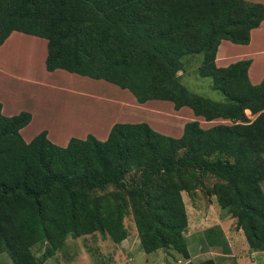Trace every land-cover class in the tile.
<instances>
[{
    "label": "trees",
    "instance_id": "trees-1",
    "mask_svg": "<svg viewBox=\"0 0 264 264\" xmlns=\"http://www.w3.org/2000/svg\"><path fill=\"white\" fill-rule=\"evenodd\" d=\"M263 21L264 5L245 0H0V46L14 32L45 40L47 72L231 123L204 129L193 120L178 138L144 122L115 123L104 141L87 134L62 147L46 130L26 143L31 114L5 116L0 104V252L12 264H42L68 237L107 233L119 244L131 214L145 254L167 249L184 264H216L190 261L181 196L212 180L207 190L243 231L248 253L264 254V76L250 82V60L215 63L221 41L248 45ZM197 55V73L222 101L181 84L186 59ZM220 231L207 229L201 243L216 245ZM37 245L41 259L30 252Z\"/></svg>",
    "mask_w": 264,
    "mask_h": 264
},
{
    "label": "rangeland",
    "instance_id": "rangeland-1",
    "mask_svg": "<svg viewBox=\"0 0 264 264\" xmlns=\"http://www.w3.org/2000/svg\"><path fill=\"white\" fill-rule=\"evenodd\" d=\"M12 34L15 36L11 37L7 45L0 46V104L5 116L17 115L23 111L31 114L30 123L21 132L25 142L46 130L48 139L62 146L64 140L71 137L81 139L84 134H92L97 138L96 135L104 133L115 123L144 122L160 134L166 130L169 132L167 136L174 138L178 136L175 134L177 130L192 120L199 121L204 129L219 124H231L222 120L204 122L203 119L195 117L189 108L175 111L172 103L166 101L138 104L128 91L105 81L98 82L61 70L47 72L44 67L46 41L18 32ZM258 35L255 36L254 44L260 45L256 50L261 51L264 50V31H260ZM252 47L234 49L221 44L217 55H220L219 61H236L251 51ZM29 48L31 49L28 52ZM200 61L199 55L186 59L184 73L178 72L179 75L182 74L181 84L193 93L222 101L223 96L213 90L211 80L201 78L197 73ZM263 67L262 60L251 66L249 78L252 80L257 77ZM105 106L115 109L118 118L113 119L112 113ZM245 113L248 119H253L249 111ZM212 184V180H207L206 188L197 189L191 194H181L187 215L184 237L191 251L190 261L198 263L213 259L216 264H264V254L248 253L243 231L236 227L235 219L220 209L215 196L207 190ZM260 187L264 194V181ZM123 226L127 237L119 244L113 243L107 233L95 232L75 239L68 237L63 249L42 264L186 263L181 256L167 249L145 254L131 214L123 218ZM214 227L222 231L217 236V244L211 247L203 241L202 244L205 231ZM30 252L35 258L41 259L43 248L37 245ZM0 264H12L6 252H0Z\"/></svg>",
    "mask_w": 264,
    "mask_h": 264
},
{
    "label": "crops",
    "instance_id": "crops-1",
    "mask_svg": "<svg viewBox=\"0 0 264 264\" xmlns=\"http://www.w3.org/2000/svg\"><path fill=\"white\" fill-rule=\"evenodd\" d=\"M245 1H248V2H252V3H260V4H263L264 5V0H245ZM264 29V21L263 22H261V24L259 25V27L258 28H256V29H253V30H251V32H250V42H249V44L248 45H235V44H232V43H230V42H228V41H221V43H220V45L221 44H225V45H227L229 48H234V49H242V48H250L251 46H253L252 47V50L251 51H249L248 53H246V54H244L243 56H241V57H239V58H237L236 59V61L235 60H229V59H227V60H224V61H219V58H220V55L218 56L217 54H218V51H217V54H216V58H215V63H216V66L217 67H219V66H222V65H224V67H226V66H228L229 64H231V63H234V62H237V61H240V60H250L251 61V64H250V67H249V69L251 68V66H253V65H255L259 60H262V61H264V50H261V51H257L256 49H257V47H261L260 45H256V44H254V40H255V36H259L258 35V33L260 32V31H264L263 30ZM14 34H12L11 36H10V38H8V40H6V42L4 43V46H6L7 45V43L10 41V39H11V37L13 36ZM15 36V35H14ZM22 38V37H21ZM220 45H219V47H220ZM3 46V47H4ZM219 47H218V50H219ZM22 48V47H21ZM31 48H29L28 49V52H29V50H30ZM30 53H31V51H30ZM45 57H46V53H45ZM44 61H45V58H44ZM230 61V62H229ZM226 62V64H223V63H225ZM218 63H220L221 65H219ZM218 64V65H217ZM44 67H45V62H44ZM248 69V77H249V73H250V70ZM46 70V69H45ZM57 71V70H56ZM62 71V70H61ZM264 67H263V69H262V71L261 72H258L257 74L258 75H256L257 77H255L254 79H252L251 80V77L249 78V80H251L250 82L253 84V85H257V84H259L260 83V81L262 80V78H263V76H264ZM65 72V71H64ZM51 73V72H50ZM70 74V73H69ZM73 75H75V74H73ZM75 76H78V75H75ZM85 78H87V77H85ZM98 82H101V81H99V80H97ZM120 99V98H119ZM118 99V100H119ZM105 109H108V111H110V113H112V118L113 119H117L118 118V114H116V110L115 109H113V108H107V106H105ZM85 111H86V109H84ZM81 116V115H80ZM193 121V120H192ZM184 126V125H183ZM183 126L182 127H180V129H178L177 130V132L175 133L176 135H178L177 137H175V138H178V137H180L181 136V134H182V131H183ZM112 127V125L111 126H109L108 128H107V130L106 131H104V133H102V134H100V135H96L97 136V139L98 140H100V141H104V140H106V138H107V136H108V133H109V131H110V128ZM23 130V129H22ZM22 130H21V132H22ZM179 130H180V132H179ZM163 134L164 135H168V133L169 132H166V130H163ZM177 133H179V134H177ZM87 136V134H84L83 136H82V138L81 139H84L85 137ZM35 137V136H34ZM80 139V138H79ZM32 139H30L29 141H27L26 143H28V142H30ZM68 140L69 139H66V140H64V142L61 144L62 145V147H64V146H66V144H67V142H68ZM189 253H190V255H191V251H190V249H189ZM253 254V253H252ZM250 264V263H249Z\"/></svg>",
    "mask_w": 264,
    "mask_h": 264
}]
</instances>
